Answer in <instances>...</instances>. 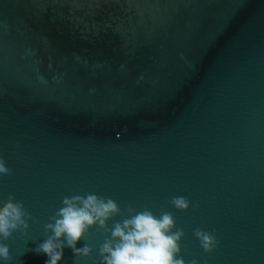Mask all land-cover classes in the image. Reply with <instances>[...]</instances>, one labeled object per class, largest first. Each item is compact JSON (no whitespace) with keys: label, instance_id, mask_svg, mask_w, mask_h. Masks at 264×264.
Instances as JSON below:
<instances>
[{"label":"water","instance_id":"water-1","mask_svg":"<svg viewBox=\"0 0 264 264\" xmlns=\"http://www.w3.org/2000/svg\"><path fill=\"white\" fill-rule=\"evenodd\" d=\"M90 2L0 0V205L30 216L16 264H45L47 225L89 194L120 213L62 264H101L115 223L145 209L174 216L188 264H264V0Z\"/></svg>","mask_w":264,"mask_h":264},{"label":"clouds","instance_id":"clouds-1","mask_svg":"<svg viewBox=\"0 0 264 264\" xmlns=\"http://www.w3.org/2000/svg\"><path fill=\"white\" fill-rule=\"evenodd\" d=\"M9 171L0 159V174ZM63 203L55 222L47 225L52 235L37 249L38 254L48 257L45 264H62L65 248L71 249L77 257L91 256L92 249L87 245L78 247V243L92 227L98 225L107 229L108 221L120 213L114 201L94 194L65 198ZM172 203L178 210L187 211L191 207L183 197L174 198ZM29 219L27 209L12 199L0 205V264H16L8 244L28 229ZM194 234L204 252L212 254L218 249L220 242L214 231L197 229ZM184 237V231L176 228L171 213L163 212L156 216L145 209L122 223H115L111 239L100 248L101 264H188L183 258ZM191 264L199 262L193 260Z\"/></svg>","mask_w":264,"mask_h":264},{"label":"snow or ice","instance_id":"snow-or-ice-1","mask_svg":"<svg viewBox=\"0 0 264 264\" xmlns=\"http://www.w3.org/2000/svg\"><path fill=\"white\" fill-rule=\"evenodd\" d=\"M72 4L74 7L77 8L84 7L83 0H72ZM103 4H104V0H91V2L88 4V11L91 14H96L97 11L101 9Z\"/></svg>","mask_w":264,"mask_h":264}]
</instances>
